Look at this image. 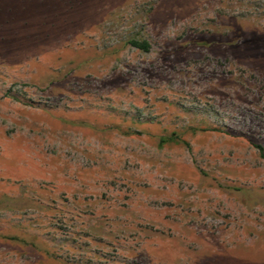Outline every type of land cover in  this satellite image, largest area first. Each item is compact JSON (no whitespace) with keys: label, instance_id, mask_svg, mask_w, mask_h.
Masks as SVG:
<instances>
[{"label":"rangeland","instance_id":"374dc122","mask_svg":"<svg viewBox=\"0 0 264 264\" xmlns=\"http://www.w3.org/2000/svg\"><path fill=\"white\" fill-rule=\"evenodd\" d=\"M0 264H264V0H0Z\"/></svg>","mask_w":264,"mask_h":264},{"label":"trees","instance_id":"16d2710c","mask_svg":"<svg viewBox=\"0 0 264 264\" xmlns=\"http://www.w3.org/2000/svg\"><path fill=\"white\" fill-rule=\"evenodd\" d=\"M129 44L136 48V49H139V50H143L145 52H147L149 50V45L147 44V42L145 41H137V40H131L129 41ZM177 142L178 139L176 137H168V138H161L160 139V144H165V143H168V142ZM256 148L260 149V147L258 146H255Z\"/></svg>","mask_w":264,"mask_h":264}]
</instances>
